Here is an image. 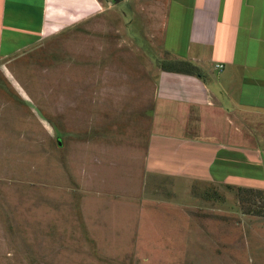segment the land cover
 Listing matches in <instances>:
<instances>
[{"label":"rangeland","instance_id":"obj_1","mask_svg":"<svg viewBox=\"0 0 264 264\" xmlns=\"http://www.w3.org/2000/svg\"><path fill=\"white\" fill-rule=\"evenodd\" d=\"M100 23L91 22L85 40L100 39ZM138 25L134 32L142 39L146 23ZM68 32L46 39L33 55L14 56L4 62L6 69L0 63V264H264V154L258 168H232L219 143L207 136L198 159L173 153L165 157L168 163H156L173 173L197 161L196 171L186 173H197L201 182L176 178L167 183L177 187L150 188L155 178L150 170L145 176L152 183L141 190L143 165L113 159L104 141L97 143L100 131L115 139L119 133L129 137L134 128L118 124L109 109L111 123H101L99 92L87 106L90 96L87 100L82 89L90 83L98 89L99 78L90 82L77 66H68L75 54L69 51L78 47ZM96 49L91 59L98 64ZM139 54L124 59V65L142 62ZM252 131L253 145L264 143L261 131ZM245 138L236 141L242 144ZM216 158L220 165L212 166ZM240 188L245 191L238 194ZM170 189L169 198L156 196ZM87 190L93 198L100 200L99 191L102 199H110L109 193L116 198L112 203L129 206L123 215L114 207L100 209L99 203L88 209L87 202L85 208ZM135 196L160 198L171 206L156 212L146 200L137 213L131 204Z\"/></svg>","mask_w":264,"mask_h":264},{"label":"crops","instance_id":"obj_2","mask_svg":"<svg viewBox=\"0 0 264 264\" xmlns=\"http://www.w3.org/2000/svg\"><path fill=\"white\" fill-rule=\"evenodd\" d=\"M121 5L127 10L120 11ZM91 22H101L98 45L93 39L85 40ZM133 22L139 29L140 22L146 23L142 39ZM66 31L78 44L69 51L75 54L68 66H77V73L90 82L99 78L98 89L91 83L82 89L86 99L90 96L87 106L99 92L101 123H111L110 111L116 113L118 124L133 125L129 137L119 138V133L116 140L110 132L100 131L97 143L104 141L113 159L131 158L136 161L131 166L143 165L141 190L152 183L145 176L150 170L155 176L150 188L177 187L179 183H167L176 178L201 182L197 173H186L196 171L192 165L197 161L185 169L171 164L185 170L173 173L156 163H168L165 157L173 153L198 159L208 137L219 143L228 166L252 170L262 165L264 143L253 145L252 128L261 131L264 142V0H0V63L6 69L4 62L20 53L33 55L46 39ZM93 47L99 51L98 64L92 63ZM136 51L143 61L124 65V59H133ZM114 54L118 63H113ZM217 65L224 67L220 70ZM237 138L246 141L241 144ZM211 165L219 166L220 159H213ZM171 190L156 196L169 198ZM91 193L84 195L85 208L87 202L88 209L98 203L100 209L114 207L115 211L129 206L124 201H119L120 206L112 203L115 197L109 193L110 199H102L98 191L100 200ZM160 198L139 196L131 204L137 213L146 200L156 212L166 211L171 202Z\"/></svg>","mask_w":264,"mask_h":264},{"label":"trees","instance_id":"obj_3","mask_svg":"<svg viewBox=\"0 0 264 264\" xmlns=\"http://www.w3.org/2000/svg\"><path fill=\"white\" fill-rule=\"evenodd\" d=\"M161 66L164 68V64H162ZM195 72L198 73L196 68H195ZM199 74H200V73H199ZM244 191H245L244 189H241V188H240L238 194H240L241 192H244ZM262 191H263V190H253V189H252V192H254V193H259V194H260V192L262 193ZM260 195H261V194H260ZM252 214H253V213H252Z\"/></svg>","mask_w":264,"mask_h":264},{"label":"built area","instance_id":"obj_4","mask_svg":"<svg viewBox=\"0 0 264 264\" xmlns=\"http://www.w3.org/2000/svg\"><path fill=\"white\" fill-rule=\"evenodd\" d=\"M216 67L221 70V69H223L224 66L223 65H217Z\"/></svg>","mask_w":264,"mask_h":264}]
</instances>
